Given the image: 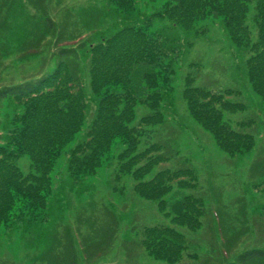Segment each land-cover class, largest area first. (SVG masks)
<instances>
[{
	"label": "rangeland",
	"instance_id": "374dc122",
	"mask_svg": "<svg viewBox=\"0 0 264 264\" xmlns=\"http://www.w3.org/2000/svg\"><path fill=\"white\" fill-rule=\"evenodd\" d=\"M164 3L165 0H138L127 16L142 19L162 11ZM9 5L6 17L0 13V88L35 78L43 72L49 74L57 62L55 48L50 55L48 38H43L44 11L37 12L29 0H9ZM45 7L64 26L60 33L66 40L59 41V48L76 42L73 35H84L95 29H104L110 34L127 17L125 13L119 16L117 7L108 0H46ZM112 8L117 11L115 15ZM169 26L155 20L151 30L159 32L157 29H169ZM70 37L71 41L67 42ZM179 39L183 41L182 51L175 63L171 98L164 105L167 121L164 125L150 126L145 132L148 137L144 134L142 138L157 144L169 142L173 147L169 153L175 155L178 151V155L165 166L154 167L142 180L160 179L156 174L167 167L174 171L188 167L197 183L191 182L184 185L186 187L171 185L170 191L161 197L163 206L160 208L158 201L143 198L135 191L139 180L129 172L119 171L117 156L126 148L120 140L114 142L107 159L94 174L74 181L69 175L68 160L71 150L82 138L83 132L77 133L54 162L50 173L52 197H48L43 206L18 198L15 205L10 206L13 217L7 224H0V264H32L44 256L52 259L41 260L42 264H60L53 259L61 253L65 227L69 228L76 244L78 254L73 250L78 257L80 243L90 246L104 239V256L94 263L91 260L97 259L102 248L94 250L90 256L88 254L90 261L84 264H197L190 255L196 254L201 259L209 256V250L221 246L222 233L227 238L234 236L231 245L236 253L264 248V184H260L264 179V98L254 91L249 80V52L231 41L225 34L221 18L216 16L201 20L195 30H188ZM30 46L39 53L30 57L32 50H24ZM81 54L82 57L78 54L82 61L79 69L85 71V55ZM190 72L195 76L196 86L225 95L232 107L222 110L223 121L239 134L246 132L253 136L255 143L250 150L230 156L191 116L183 96L185 78ZM87 82L88 79L86 85ZM90 98L85 126L96 109V98L93 94ZM16 103L14 99L0 103V137L8 134L12 126L21 125L24 106ZM149 111L144 105L135 106L130 124ZM250 120L253 122L249 123ZM17 162L24 174L36 171L27 153L20 155ZM194 198L205 204L209 219L202 217L200 201L195 202ZM192 208L197 211L193 212ZM159 239L170 243L165 249L172 252L174 259L166 260L162 253L167 250H159L161 245L148 246L150 240ZM177 243H184L186 248L179 251ZM84 253L87 258V251ZM203 260L198 264H204ZM79 261L83 264L80 258ZM257 264H264V261Z\"/></svg>",
	"mask_w": 264,
	"mask_h": 264
},
{
	"label": "trees",
	"instance_id": "16d2710c",
	"mask_svg": "<svg viewBox=\"0 0 264 264\" xmlns=\"http://www.w3.org/2000/svg\"><path fill=\"white\" fill-rule=\"evenodd\" d=\"M108 1L117 7L119 16L122 13L127 16L138 0ZM45 2L29 0L30 6L37 12L44 11L41 19L44 22L41 26L45 28L43 38H48L50 55L55 48L56 67L49 74L43 72L35 78L0 88V103L5 99H14L17 105L24 106L21 125L12 126L8 134L0 137V224H7L13 217L10 206L15 205L16 198L43 206L45 200L52 197L50 173L54 162L62 149L80 132H83L82 138L71 150L68 160L69 175L74 181L94 174L107 159L114 142L120 140L126 144V148L117 156L119 171L129 172L139 180L135 191L143 198L158 201L160 208L163 206L161 197L170 191L171 185L175 183L178 187H186L184 185L196 182L188 167L176 171L167 167L156 174L160 179L142 180L154 167L165 166L178 155V151L175 155L169 153L173 148L169 142L157 144L142 138L147 129L166 123L164 105L171 98L175 63L183 46L179 36L188 30H195L201 20L211 16L221 18L225 34L237 47L249 52V80L254 91L264 98V0H165L162 11L142 19L127 16L126 21L113 28L115 30L110 34L104 29H90L92 31L87 34L73 35L76 42L63 48L58 45L59 41L66 40L60 33L64 26L53 17L51 11H46ZM8 6L9 0H0L2 17L7 16ZM116 12L112 8L113 15ZM155 20L169 24V29L163 27L157 29L159 32L151 30ZM71 38H67V42ZM30 49L33 51H30V57L39 53L33 46L24 48ZM81 53L85 55V71L79 69L82 61L78 54L82 57ZM191 67L196 69L195 66ZM194 83L195 76L190 72L185 78L183 96L191 116L211 133L218 146L230 156L235 157L250 150L255 143L253 136L246 132L239 134L223 121L222 110L232 107L225 95ZM88 90L96 98V109L92 120L85 126V119L90 113L91 94ZM137 105H144L150 111L139 121L130 124ZM241 125L244 126V123ZM145 137L148 135L145 134ZM24 153L30 156L35 165L34 174H24L18 165L17 158ZM260 184H264V179ZM199 207L202 217L209 219L205 204L200 201ZM65 230L61 253L53 262L80 264V258L84 264V261H90L92 251L101 248L97 259L91 261L96 263L100 261L98 258L104 256L106 248L102 247L105 244L102 239L101 243L90 246L80 243L83 249H80L78 257L69 228L65 227ZM222 235L221 246L209 250V256L203 257L205 261L196 254L190 255L191 258L197 264L201 260L204 264H257L264 261V248L236 253L231 245L234 236L227 238L226 234ZM162 238L166 237L162 235ZM165 241L150 240L148 246L156 248L161 245L159 250H167L162 255H166V260H172V252L165 249V245L170 246V243ZM49 247L43 250L42 257ZM176 247L182 251L186 245L177 243ZM84 250L87 251V258ZM44 257L32 264H42V261L52 259Z\"/></svg>",
	"mask_w": 264,
	"mask_h": 264
}]
</instances>
